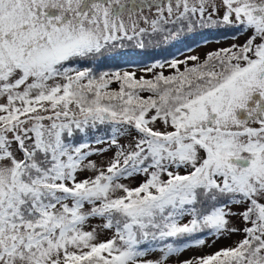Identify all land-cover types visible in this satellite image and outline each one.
<instances>
[{"label": "snow or ice", "instance_id": "obj_1", "mask_svg": "<svg viewBox=\"0 0 264 264\" xmlns=\"http://www.w3.org/2000/svg\"><path fill=\"white\" fill-rule=\"evenodd\" d=\"M0 264H264V0H0Z\"/></svg>", "mask_w": 264, "mask_h": 264}, {"label": "rangeland", "instance_id": "obj_2", "mask_svg": "<svg viewBox=\"0 0 264 264\" xmlns=\"http://www.w3.org/2000/svg\"><path fill=\"white\" fill-rule=\"evenodd\" d=\"M195 33L196 32L191 33L189 35H194ZM219 34H221L219 37H216V38L212 37V38L208 39V38H206V36L210 35L208 30L198 31L195 36L197 37V36L202 35L204 37V39H200V41L198 43H196L193 39H190L187 44H181V48H182L181 50H184V51H181V50H178L176 52L170 51L166 54H163V58L161 57L162 59L157 60L156 62L164 63L165 61H170L172 59H181L182 60L186 56H189V55H197L203 59L204 56L208 52L214 51V50L221 48V47H228L231 43L234 42L231 32H229V31H223L222 32L221 31ZM182 43H184V42H182ZM189 46H191V47L188 48ZM128 51H130V53H132V54H135L138 50L136 49L134 51L133 50H128ZM161 52H163V51H161ZM161 52H158V54ZM151 55L152 54H149V56L145 57L144 61H146V60L149 61L151 59ZM120 57L125 58V59L132 58V57H126L124 55H122ZM156 58H158V56L155 57V59ZM108 61H111L113 63H111V65L107 66L106 69H102V67H101L100 68L101 71L123 69V70H129V71H137L138 76L141 75V73L138 71V68L150 66L151 64H153V63L147 62V63H143V64L125 63L122 65H119V61H118L117 57L115 59L109 58ZM144 61H142V62H144ZM172 71L173 70L169 69V68L164 69V72L166 75L172 74ZM112 87L118 88V85L113 84ZM110 155H111V153H108L103 157H94V159H97L98 161L99 160H105ZM235 239H239V237L238 236L232 237V240H235ZM232 240L218 241L215 245H213L212 247H206L203 251L205 253H211V252L215 251L217 248L227 246L228 244H230L232 242ZM209 243H211V241H209ZM187 254L188 253H186V255Z\"/></svg>", "mask_w": 264, "mask_h": 264}, {"label": "trees", "instance_id": "obj_3", "mask_svg": "<svg viewBox=\"0 0 264 264\" xmlns=\"http://www.w3.org/2000/svg\"><path fill=\"white\" fill-rule=\"evenodd\" d=\"M210 35L209 36H206V38H212V37H219L221 34H219L221 31H216V30H208ZM198 32V31H197ZM197 32L194 34V35H187L185 36L183 39L175 42V43H170L168 45H157L155 47H150L148 48L147 50H144V51H141V50H138L135 54H132L130 53V51L128 50H136V49H128L126 50V53L124 54V56L126 57H132V58H129V59H125V58H122L120 56L117 57L118 61H119V65H122V64H125V63H128V64H143V63H155L157 60H160L163 58V54H166L170 51H178V50H181V44H187L189 42L190 39H193L196 43H198L200 41V39H204V37L202 35L200 36H195L197 34ZM196 39V40H195ZM184 42V43H182ZM191 46H189L188 48H190ZM163 52H161V51ZM181 51H184V50H181ZM158 52H161L158 54ZM149 54H152L151 55V59L149 61H144L145 57L149 56ZM155 59V57H157ZM162 57V58H161ZM154 58V59H153ZM144 61V62H142ZM111 61H104L103 64L101 65L102 69H106L107 66L111 65Z\"/></svg>", "mask_w": 264, "mask_h": 264}]
</instances>
